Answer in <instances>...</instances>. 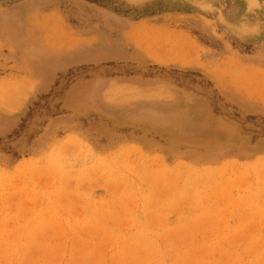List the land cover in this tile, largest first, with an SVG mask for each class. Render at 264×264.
<instances>
[{
    "label": "rangeland",
    "instance_id": "1",
    "mask_svg": "<svg viewBox=\"0 0 264 264\" xmlns=\"http://www.w3.org/2000/svg\"><path fill=\"white\" fill-rule=\"evenodd\" d=\"M0 4L29 10L0 75L33 79L3 105L16 120L0 110V264H264V160L248 163L264 108L247 102L264 97V0ZM140 20L169 50L191 39L199 67L128 70L124 34ZM117 75L158 112L107 92Z\"/></svg>",
    "mask_w": 264,
    "mask_h": 264
},
{
    "label": "crops",
    "instance_id": "2",
    "mask_svg": "<svg viewBox=\"0 0 264 264\" xmlns=\"http://www.w3.org/2000/svg\"><path fill=\"white\" fill-rule=\"evenodd\" d=\"M1 5V4H0ZM23 5H19V9H24V13L21 14H16V9L12 4H5L1 5V8H5L6 11V16L11 17V21L9 23L10 26V39H5L2 35H0V48H8L11 47L12 44H8V42L11 40H24L26 39L27 35L20 33L21 29L18 28V26H22L25 22V20L28 18L29 10L26 12V6L22 7ZM2 17H0V26L2 24ZM154 24L150 21L146 20H140V21H135L133 22L130 27L126 30L124 34V40L127 49L131 51L130 53L134 52L135 55L137 56L136 59L132 57H128L126 60V66L127 69L132 71H137L136 73H140L139 70H143L147 66H155V67H178V68H185V67H199V63L201 62V58L195 57L192 53H186L185 47H184V41L186 43L192 44L191 39H186L185 36L181 35L182 41H180V44L178 42L174 46V51L169 50V45L164 44L162 42H157L156 39L152 38L154 37L151 32L154 30ZM143 28L145 29V32H148L149 34H143ZM152 36V37H151ZM16 37H18L16 39ZM19 37H21L19 39ZM188 41V42H187ZM172 47V46H171ZM68 50L67 47L63 48L61 51L63 54ZM1 51V49H0ZM47 51V50H46ZM24 74V75H23ZM21 74V76H17V73L9 72L8 74H4L3 76L0 75V86L4 84L7 89H5V93L2 95L3 97H0V110L4 112L2 117H7L10 120H16L17 119V110L15 111H10L6 108L3 107L5 103L8 105H15L17 99H24V97H17L19 94L18 93H26L27 88H29L30 84H32V77L28 75L27 72H24ZM135 75V74H133ZM132 76H129L128 79L125 81H121V83L118 82V79L120 76H110L109 78H106V90L107 92L109 91H114L119 89H125V90H130L134 97L131 96V98H127L130 104H138L136 109V112L143 113L147 111H151L153 113L158 112L156 109H153L151 107H157L159 103H157V99L151 100V97H141L142 99L139 101L140 95H143L146 91H151L149 89L146 90L144 86H139L137 81L134 83ZM136 76V75H135ZM138 77V76H136ZM144 79H146L144 77ZM133 82V83H132ZM19 83L20 91H17V87L13 84ZM4 86V87H5ZM152 92V91H151ZM22 93V94H23ZM249 97L247 98V102L250 104H258L261 108H264V97H259L254 94L249 93ZM143 102V104L140 105L139 109V103ZM202 103V102H201ZM148 105V106H144ZM168 104V102H166ZM171 103H169L170 106ZM186 106H191L192 103L190 102H185L184 103ZM151 106V107H150ZM161 110V109H160ZM163 111V110H162ZM1 112V111H0ZM167 112V111H163ZM169 113V112H168ZM167 115V114H166ZM255 158H260V159H255ZM259 160H264V151L260 153H255L254 158H249L248 163H250V166H256L257 163H259ZM256 168V167H255Z\"/></svg>",
    "mask_w": 264,
    "mask_h": 264
}]
</instances>
